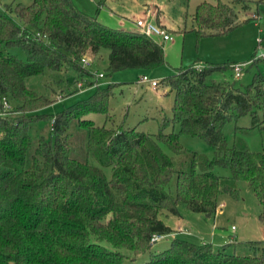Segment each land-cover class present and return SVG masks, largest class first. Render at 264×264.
<instances>
[{"label":"trees","instance_id":"trees-1","mask_svg":"<svg viewBox=\"0 0 264 264\" xmlns=\"http://www.w3.org/2000/svg\"><path fill=\"white\" fill-rule=\"evenodd\" d=\"M263 2L199 0L189 30L196 38L224 34L257 18ZM102 4L97 0V7ZM251 5L252 16L238 19ZM10 48H18L23 59ZM100 49L107 50L108 74L165 64L160 43L139 31L109 27L71 0L0 3V264H122L120 249L130 258L148 252L143 264H264V139L258 151H249L227 145L223 134L227 121L245 114L255 120L259 113L264 121V59L249 60L247 66L261 62L262 71L241 87L211 78L233 62L173 68L157 81L173 93L170 115L161 117L155 133H146L105 125L116 84L100 87L80 63ZM45 72L59 74L55 84L64 77L94 88L56 113L39 112L56 102L54 93L49 84L38 93L25 79ZM2 98L12 102L8 110ZM90 113L102 114L103 123L85 118ZM179 134L202 139L212 157L184 148ZM169 154L183 155L184 167L175 168ZM89 157L109 166L110 177ZM214 167L229 175L216 174ZM237 181L261 206L263 237L250 244L252 254L176 236L166 249L150 252L152 235L174 232L159 218L161 210L177 216L180 203L210 216L220 194L236 197Z\"/></svg>","mask_w":264,"mask_h":264},{"label":"rangeland","instance_id":"rangeland-1","mask_svg":"<svg viewBox=\"0 0 264 264\" xmlns=\"http://www.w3.org/2000/svg\"><path fill=\"white\" fill-rule=\"evenodd\" d=\"M11 1L0 0V3L8 4ZM17 1L27 4L30 0ZM71 1L81 11L105 20V24L111 23L110 13H124L135 19V14L139 9L135 0H113V12L105 5L97 7V0ZM198 1L172 0V2H167L165 5V14L171 22L179 24L185 14L184 22L179 27L180 29L184 28L185 31L170 32V40L160 41L166 61L161 66L146 71L124 69L108 74L105 72L107 50L100 49L103 54L99 53L100 56L95 60L96 68L99 70L93 74V80L100 87L105 86L107 83L116 84L108 99L107 115L110 120L105 123L106 126L113 128L118 126L134 127L136 130L146 133H155L157 131L161 117L170 115L173 93L172 91L167 92L163 96L162 105H158L155 101L157 100L155 92L145 84L138 83L137 79L140 74L145 73L150 78L159 80L169 72L166 63L171 66V72L174 71L172 68L186 67L191 64H194L195 69H200L204 63H243L244 65L238 79L233 78L230 70L215 72L211 75V78L213 77L216 81L235 80V85L238 87L247 85L251 80L252 74L257 72V70L262 71L261 62H256V64L251 66H247V63L250 59L252 61L255 60L251 58L253 53L255 56L258 52L264 50V2L259 5L261 10L258 18L241 23L221 35L196 38L195 34L189 29L190 14ZM208 1L213 2L214 0ZM221 1L228 2L229 0ZM101 2L103 3L104 0H101ZM179 4L181 6H178ZM145 9L148 15H152V17L155 14H160L161 11L157 5L152 3H146ZM252 9L253 6L251 5L249 9L239 11L238 19L244 18L248 14L252 16ZM166 31L169 32L168 30ZM154 40L159 41L156 38ZM9 51L23 59V54L18 48H10ZM97 72L105 73L106 76L103 74L102 77L104 80L96 77L95 74ZM61 74L63 73L61 72ZM57 75L59 74L49 75V73L45 72L42 75L30 76L25 79V84L38 93L45 92V84H49V90L54 93L56 102L41 108L39 112L56 113L75 101L85 98L92 92L70 97L73 92L82 90L85 86H83V83H80L81 86L74 85L71 80L64 77L59 84H55L54 80H56ZM101 80L105 81V83L99 84ZM161 88H163V85L159 84L158 90H161ZM11 104L12 102L9 101V107ZM160 106L163 108L162 111H159L161 109ZM85 118L91 119L97 125L102 124L104 119L103 115L99 113H90ZM261 118L259 113H257L255 120L245 114L227 121L223 125V134L227 145L235 144L237 147L245 148L249 151H258L261 139H264V121L261 122ZM173 131L177 133L178 127H173ZM178 141L188 150L203 153L208 158L212 157V149L199 137L179 134ZM75 155L83 159L84 150ZM169 156L175 168L181 165L184 167L186 164L183 155L169 154ZM88 160L90 164L100 167L107 178L110 177L109 166H100L92 157H89ZM213 172L223 177L229 175L228 170L221 167H214ZM233 184L236 188V197L220 194L217 198L215 212L210 216L192 212L180 203L176 206L177 216L166 214L165 211L161 210L159 218L164 224L172 228L174 232L162 235L160 239L152 243L150 252L155 253L166 249L169 246L171 237L176 236L195 244L209 242L214 247L224 246L225 251L229 253L234 252L239 255L252 254L253 249L250 248V244L261 240L263 237L261 223L257 217L261 206L244 181H237ZM119 251L124 255L122 264H143L149 258L148 252L130 258L132 254L127 250L120 249Z\"/></svg>","mask_w":264,"mask_h":264},{"label":"crops","instance_id":"crops-1","mask_svg":"<svg viewBox=\"0 0 264 264\" xmlns=\"http://www.w3.org/2000/svg\"><path fill=\"white\" fill-rule=\"evenodd\" d=\"M135 1L137 2V6L139 7L138 11L135 14V17L136 18L137 17H140L142 15L148 16L151 19H153L156 23H158L159 26H161L164 29L168 30L169 33L175 31L184 22V15L182 17L183 18L182 22H180L178 24L177 22H171V20L165 14V5L167 4V2H170V1L172 2V0H135ZM146 3H152L154 5H157L161 9L160 14L159 13L158 14H155L153 17H152V15L149 16L148 13L146 12V9H145V4ZM103 5H105L111 12H113V9H112V7L114 6L113 0H104L103 4L101 6H103ZM178 6H181V4H179ZM258 17L259 16H257V18ZM109 18L111 20V23H109V24L106 23V24H108L109 27L112 26L113 28H121V29H125V30L136 31V27H135V24L133 22L134 19L130 15H127V14H124V13L114 12V13H110ZM98 20H100L101 22L105 23V20H103V19L101 20V19L98 18ZM110 24H111V26H110ZM190 28H191V14H190ZM157 42L158 43H161V42H164V41H161V42L160 41H157ZM99 53L101 55L103 54L99 50L95 55H87V56H89V59L91 61V63L87 67V69L90 72H95V71L99 70V69L96 68V63H95V60L97 59V57L100 56ZM164 59H165V55H164ZM166 65L169 68V72L167 73V74H169V73H171V70H170L171 69V66H169L167 63H166ZM91 68H93V69H91ZM142 74H145V73H142ZM102 80H104V78H102ZM102 80L99 82V84H104L105 83V81H102ZM159 80H157V81H159ZM159 84H157L153 89L151 88V90L154 91L155 94H156V96H157V100H155L156 103H158V105H162V103L164 101L163 100V96L165 94H167V92H169V88L166 87V86H164L163 84H161V85H163V88H161V90H158V85ZM92 87L93 86L85 87L82 90H79V91L71 94L70 97L71 96H74V95H78V94L90 93L93 90ZM160 108L161 109L159 111H162L163 108L161 106H160Z\"/></svg>","mask_w":264,"mask_h":264},{"label":"built area","instance_id":"built-area-1","mask_svg":"<svg viewBox=\"0 0 264 264\" xmlns=\"http://www.w3.org/2000/svg\"><path fill=\"white\" fill-rule=\"evenodd\" d=\"M133 22L135 24L137 31H139L140 33H143L144 35H146L150 38H152L153 40H154V38H156L159 41H167V40H170V38H171L170 33L167 32L166 29L159 26L158 23H156L153 19H151L148 16L142 15L140 17L135 18L133 20ZM253 58L254 59H264V50H261L260 52H258ZM89 62H90L89 58L85 55L80 58V63L84 67L89 65ZM249 62L250 61H248V63ZM243 65H244L243 63H232L230 65V71H231L234 79L239 78ZM94 73L95 72H93V74ZM95 75L98 78L103 77L102 72H97ZM137 82L140 84H145L147 87L152 88V89L157 85V80L150 78L146 74H141L138 77ZM77 85H79V84H77ZM1 107L4 110L9 108L8 102L5 98L1 99ZM161 236L162 235L154 234L150 237L149 242L152 244V243L156 242L158 239H160Z\"/></svg>","mask_w":264,"mask_h":264},{"label":"water","instance_id":"water-1","mask_svg":"<svg viewBox=\"0 0 264 264\" xmlns=\"http://www.w3.org/2000/svg\"><path fill=\"white\" fill-rule=\"evenodd\" d=\"M206 215V214H205ZM207 216V215H206Z\"/></svg>","mask_w":264,"mask_h":264}]
</instances>
